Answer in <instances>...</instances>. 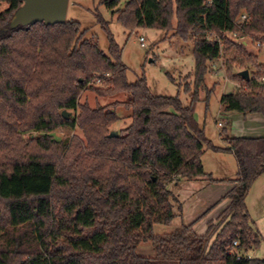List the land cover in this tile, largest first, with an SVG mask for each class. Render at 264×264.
<instances>
[{
  "label": "trees",
  "instance_id": "16d2710c",
  "mask_svg": "<svg viewBox=\"0 0 264 264\" xmlns=\"http://www.w3.org/2000/svg\"><path fill=\"white\" fill-rule=\"evenodd\" d=\"M0 1L9 4L0 13V264H264L244 254L263 241L246 199L264 173V135L229 136L223 127L227 145L217 146L196 118L200 89L208 100L206 77L222 52L229 76L240 83L223 94L222 109L264 115V62L227 37L238 32L264 41V0H129L125 8L123 0H100L130 32L174 30L194 41L188 104L179 94L154 93L145 76L129 82L122 49L101 14L108 53L78 20L12 29L22 0ZM249 68L254 71L245 79L240 72ZM95 78L104 83L99 95L127 93V99L80 103ZM119 107L132 121L110 136ZM65 109L77 117H64ZM60 127H80L84 135L58 139L51 132ZM30 131L38 134L25 140ZM207 149L236 157L238 172L223 197L228 206L204 234L194 225L208 211L157 234L155 225H171L183 210L171 184L219 181L205 171ZM236 240L240 258L231 253ZM148 243L153 255L138 250Z\"/></svg>",
  "mask_w": 264,
  "mask_h": 264
},
{
  "label": "rangeland",
  "instance_id": "374dc122",
  "mask_svg": "<svg viewBox=\"0 0 264 264\" xmlns=\"http://www.w3.org/2000/svg\"><path fill=\"white\" fill-rule=\"evenodd\" d=\"M128 1L123 0L121 6L125 8ZM8 7L9 4L6 1H0V13ZM98 14H101L108 22L113 37L122 49L121 59L127 67L129 82H136L139 78L145 76L154 93L169 96L179 94L185 104L190 102L191 98L189 93H186L184 89L188 83H191V86H193L194 81L195 59L193 40H182L180 37L174 35V30L164 31L161 29L141 27L130 32L118 22V12H112L105 5L101 4L100 0H69L67 19L78 20L81 22L83 28H88L87 37L97 42L105 53H108L109 50V38L108 33L98 21ZM141 36L145 37V45H142L140 41ZM221 43L223 46V39ZM252 51L254 50L252 49ZM254 52L258 53L260 60L264 59V50L258 49ZM225 63L226 57L224 52H222L220 58L211 62L210 72L206 77V86L211 89L209 99L206 100V90L202 88L200 89L201 99L196 105V118L199 124L204 128L207 137L217 146H223L224 143L227 144L224 135L220 132L223 130V127H228L229 130L231 125L230 119L225 123V116L221 112L223 111L221 98L224 93L234 91L240 85L238 81L231 79ZM249 71L254 70L253 68H249ZM170 75L174 77V81L170 78ZM103 84L97 83V79L95 78L83 91L79 102L82 104L88 103L91 107H95L98 104L105 106L116 100L127 99V93H120L113 96L99 95L96 88L102 87ZM68 111L71 112L69 117H77V111ZM117 111L120 118L111 129L112 131L119 132L131 123L132 117L131 112L124 107H119ZM221 113L222 116L220 115ZM51 133L56 138L63 140L70 139L74 135L81 137L84 135L80 127L75 129L71 127H60ZM35 134H38V132H24L23 138L27 140L30 136L34 137ZM227 152L217 153L212 149H207L202 157L205 171L207 173L213 171L212 176L214 178L217 176L219 178L232 177V173H230V176L228 175L227 168L221 167V164L225 165L228 162L227 159L230 165L237 167L236 157L234 158L232 154ZM175 186L178 185H174V183L170 185L173 192ZM255 186L254 188L259 187V184ZM253 189L249 192L246 202H248L251 209V217L255 220L256 226L259 227L264 236V197L257 192L258 188ZM177 206L178 204H176L175 209ZM183 213L184 211L182 210L179 216L183 215ZM172 226L175 227L176 223L172 224ZM201 226L202 224L197 226L198 230ZM161 231L159 225H155V232L159 234ZM138 250L145 255L154 254L151 243L142 244ZM244 254L264 259V241L259 246L253 247Z\"/></svg>",
  "mask_w": 264,
  "mask_h": 264
},
{
  "label": "crops",
  "instance_id": "0c3cea01",
  "mask_svg": "<svg viewBox=\"0 0 264 264\" xmlns=\"http://www.w3.org/2000/svg\"><path fill=\"white\" fill-rule=\"evenodd\" d=\"M261 61L264 62V59L263 60L261 59ZM251 73L252 72H250V75ZM221 112L225 116L224 117L225 123L228 122L229 119L231 120V125L228 130L229 136L256 137V136L264 135V115L259 113H251L245 115L237 111L226 112L224 110ZM222 113L220 114L221 116ZM226 145L227 144L224 143V145L221 147H225ZM214 152L220 153L223 151H214ZM227 153L232 154V156H234L235 158V155L233 153L231 152H227ZM227 161L228 162H226L225 165L221 164V167L227 168L228 175L230 176V173H232V177L227 176L229 178H219L217 176L216 178H218L219 181L214 183H209L205 179L183 180L180 185L175 186L173 188L174 193L177 196L178 201L182 204L184 211L183 215L177 216L173 220L172 224L176 223L175 227H178V225H181L182 223L188 224L193 221H196L204 212L208 211V213L203 218L198 219L194 225V229L195 230L197 229L196 232L198 234H204L207 231L209 221L215 222L217 220L220 213L228 206L230 202L228 199H225L223 197L232 188L233 186L232 179L236 178V174L238 172V164L237 167H234V165H230L228 159ZM211 174H213V171H211ZM258 184L259 187H256ZM254 186L258 188L257 192L260 193L262 197H264V173L254 182L250 191H252ZM247 206L249 208V212L251 213V209L248 205V202H247ZM172 224L171 225L157 224L159 225L160 230H162L161 232H159V234H164L174 229L175 227L172 226ZM199 224H202V226L198 230L197 226ZM257 228L259 229V227ZM261 234L263 236L262 232ZM263 241H264V236H263Z\"/></svg>",
  "mask_w": 264,
  "mask_h": 264
},
{
  "label": "water",
  "instance_id": "95a60500",
  "mask_svg": "<svg viewBox=\"0 0 264 264\" xmlns=\"http://www.w3.org/2000/svg\"><path fill=\"white\" fill-rule=\"evenodd\" d=\"M69 0H22V4L13 13L9 27L27 26L36 22H44L46 25L64 23L67 21ZM245 79H250V72L245 69L240 72ZM71 112L63 110L66 118ZM118 131H112L110 136H117Z\"/></svg>",
  "mask_w": 264,
  "mask_h": 264
},
{
  "label": "built area",
  "instance_id": "2783aa9c",
  "mask_svg": "<svg viewBox=\"0 0 264 264\" xmlns=\"http://www.w3.org/2000/svg\"><path fill=\"white\" fill-rule=\"evenodd\" d=\"M247 18L246 15H243L241 18V21L245 20ZM227 37L231 38L232 40H235L241 44H244L245 46L249 47L251 50L253 49L255 50H264V41L257 39L256 37L250 36V35H246V36H239L238 32H230L227 33ZM140 41L142 42V45H145V37L141 36L140 37ZM104 76H110V73H105ZM262 80H264V77L262 78ZM97 83H102L101 78H97ZM240 242L239 240H236L234 242L235 245V249L231 251V253H236L237 258H240L242 256V253L237 252V247L239 246ZM235 251V252H234Z\"/></svg>",
  "mask_w": 264,
  "mask_h": 264
}]
</instances>
